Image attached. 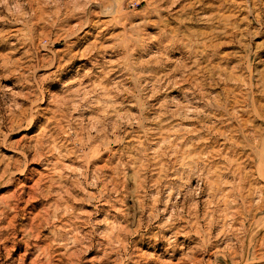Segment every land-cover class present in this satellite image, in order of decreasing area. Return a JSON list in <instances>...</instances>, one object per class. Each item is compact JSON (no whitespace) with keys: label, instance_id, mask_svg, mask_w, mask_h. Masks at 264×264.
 Here are the masks:
<instances>
[{"label":"rangeland","instance_id":"obj_1","mask_svg":"<svg viewBox=\"0 0 264 264\" xmlns=\"http://www.w3.org/2000/svg\"><path fill=\"white\" fill-rule=\"evenodd\" d=\"M0 125L4 264H264V0H0Z\"/></svg>","mask_w":264,"mask_h":264},{"label":"clouds","instance_id":"obj_2","mask_svg":"<svg viewBox=\"0 0 264 264\" xmlns=\"http://www.w3.org/2000/svg\"><path fill=\"white\" fill-rule=\"evenodd\" d=\"M248 50L250 53L251 52L250 36H249ZM35 83L36 81L33 80V84ZM53 94L54 93H49V95H53ZM38 96H39V93H37V97ZM36 113H39L40 115H45V116L47 115V113L43 109H40L37 104L36 106H32V112L29 114V119H31L32 116ZM25 126H27V124H25ZM2 127L3 126L0 125V131H2ZM48 128H49V132L45 134V138L32 136L24 140L23 143H20V144H16L15 141H9L6 139V137L0 135V142H2V145L0 146L11 147L13 148L14 152H19L20 155L24 157L22 163L18 160H12L11 161L12 169H9L6 171H0V178H2L5 183H8L12 180L16 171L22 170L24 166H26L28 163L31 162L24 156L25 153L32 155L33 158L36 159L37 161L41 159L42 154H45V155L47 154L48 143H47L46 137L50 135L52 131H54V126L49 125ZM0 155H3V154L0 153ZM39 194L40 193H37V192L32 193L33 196H36ZM157 219H158V215L154 214L149 218L148 223L144 225L145 228L155 225V230L151 234L150 239L155 240V241H164L168 247L175 246L177 243V238L179 235L183 234L184 228H177L176 230L171 231L169 234H166L168 230L172 227V225L165 223L163 221L159 224H156ZM99 243H102V241H100ZM0 264H4V262L0 260Z\"/></svg>","mask_w":264,"mask_h":264}]
</instances>
